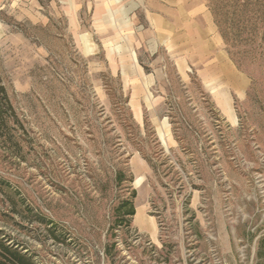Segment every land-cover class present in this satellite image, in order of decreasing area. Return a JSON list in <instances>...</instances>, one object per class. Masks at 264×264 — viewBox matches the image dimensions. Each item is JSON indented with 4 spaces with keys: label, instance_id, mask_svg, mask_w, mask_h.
Masks as SVG:
<instances>
[{
    "label": "rangeland",
    "instance_id": "1",
    "mask_svg": "<svg viewBox=\"0 0 264 264\" xmlns=\"http://www.w3.org/2000/svg\"><path fill=\"white\" fill-rule=\"evenodd\" d=\"M184 1L245 93L121 42L105 0H0V245L27 264H264V0ZM135 52L149 89L120 73Z\"/></svg>",
    "mask_w": 264,
    "mask_h": 264
},
{
    "label": "crops",
    "instance_id": "2",
    "mask_svg": "<svg viewBox=\"0 0 264 264\" xmlns=\"http://www.w3.org/2000/svg\"><path fill=\"white\" fill-rule=\"evenodd\" d=\"M159 1V5H147L145 0H125L120 4L106 2L99 5L103 11L99 18L104 24H114L121 30L117 38L121 42L130 40L136 45L143 42L148 50L156 52L163 48L174 54L180 73L196 72L205 87L212 92L224 91L227 100L231 95L245 93L247 77L224 49L205 5H185L184 0H178L177 5H171L170 0ZM122 57L120 73L135 78L142 86L146 82L144 87L151 88L153 79L145 76L137 53L128 56L129 61L126 55Z\"/></svg>",
    "mask_w": 264,
    "mask_h": 264
},
{
    "label": "trees",
    "instance_id": "3",
    "mask_svg": "<svg viewBox=\"0 0 264 264\" xmlns=\"http://www.w3.org/2000/svg\"><path fill=\"white\" fill-rule=\"evenodd\" d=\"M6 105L7 109L12 113L14 109L8 97L7 91L3 85L2 78L0 75V115H1V107ZM1 120V119H0ZM129 210L126 213L127 216L132 217L136 215V209L132 202L127 203L126 205ZM0 264H27L25 257L16 249H13L6 244L0 245Z\"/></svg>",
    "mask_w": 264,
    "mask_h": 264
}]
</instances>
